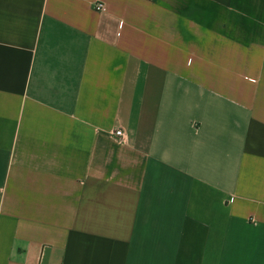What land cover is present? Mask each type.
<instances>
[{"label": "crops", "instance_id": "1", "mask_svg": "<svg viewBox=\"0 0 264 264\" xmlns=\"http://www.w3.org/2000/svg\"><path fill=\"white\" fill-rule=\"evenodd\" d=\"M0 264H264V0H0Z\"/></svg>", "mask_w": 264, "mask_h": 264}, {"label": "built area", "instance_id": "2", "mask_svg": "<svg viewBox=\"0 0 264 264\" xmlns=\"http://www.w3.org/2000/svg\"><path fill=\"white\" fill-rule=\"evenodd\" d=\"M94 6H95V10H97V11H104L107 8L106 3H104V2H97V3H95ZM115 136L123 139L126 136V133L123 129H119V130L115 131Z\"/></svg>", "mask_w": 264, "mask_h": 264}]
</instances>
